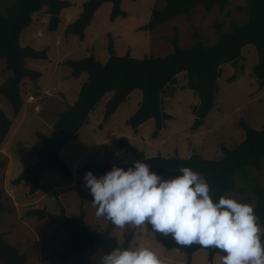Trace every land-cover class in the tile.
I'll list each match as a JSON object with an SVG mask.
<instances>
[{
	"label": "rangeland",
	"instance_id": "obj_1",
	"mask_svg": "<svg viewBox=\"0 0 264 264\" xmlns=\"http://www.w3.org/2000/svg\"><path fill=\"white\" fill-rule=\"evenodd\" d=\"M69 6L63 8L58 17L59 22L54 32L47 31L48 15L42 12L32 14L31 23L25 27L19 38L21 45L32 44L33 47L49 48L50 62L29 59L28 68L41 74L36 80L24 78L19 85L22 97L20 114L13 119L11 106L7 99L0 95V109L12 120L7 135L0 144V204L5 209L0 213V235L10 245L24 254L26 264H59V260L51 255L64 244L66 234L54 232V226L48 218L37 219L26 216L30 209L44 208L49 214H56L63 207L64 213L70 217H77L84 212L83 224L91 229L103 231L112 225L111 235L122 241L125 235H130L128 248L144 246L153 251L161 264H222L221 254L207 259V253L196 252L197 261H187L183 253L178 250H166L155 241L156 236L145 225L134 226L126 224L116 227L104 217L95 215L91 195L84 186L83 173L78 172L79 166L91 162L108 161L110 164H125L133 160L130 153L124 152L117 144L119 137H125L145 156L160 154L168 156L174 151L180 157L197 153L206 159H215L220 155V147L231 148L243 138V131L239 126L244 120L250 127L259 129L264 123V86L259 88L251 73L256 63L257 54L253 46L242 48V57L235 67L228 63L220 66L217 78V93L215 105L206 116L202 125L190 129L193 121L191 108L196 104V96L188 89H183L184 74L176 76V82L168 86L161 95L163 112L171 116L164 123L163 130L155 137H151L153 120L149 119L132 130L125 124L126 119L136 110L141 93L134 90L127 97L125 103L112 114L106 126L98 128L102 118L103 106L108 99L105 95L89 116L90 127L81 130L78 135L60 149L59 156L71 170L69 180L62 179L56 169L49 168L42 172L40 182L42 186L33 194L28 193L25 182L12 185L11 180L29 166L36 158L32 150L38 147L40 141L36 133L48 136L51 130L49 121L57 120L62 112L75 100L80 85L86 79V74L76 78L70 76V68L63 65L66 59H79L92 54L95 58L105 60L108 56V42L111 41L118 55L129 53L130 56L141 58L145 56H165L171 52V39L177 36L180 47H190L196 38L208 45L216 42L219 32L230 29L231 20L241 23L245 14L238 10L247 0H229L228 4L219 11L217 6L206 11L198 5L187 14H179L157 25L153 29H143L142 26L150 18L151 9H160L163 0H122L120 7L125 11V18L108 20L111 4L103 3L94 12L93 18L84 29V38L64 33L68 24L73 22L80 12L81 3L85 0H67ZM13 0H0V12L11 6ZM215 21L220 23L217 29ZM45 67H44V64ZM43 73H42V72ZM10 73L5 70V61L0 58V84ZM38 80V83H37ZM32 95L35 102L27 103L25 97ZM60 102L65 100L63 107L55 104L51 107L50 100ZM34 104L39 106L33 110ZM53 124V123H52ZM84 128V127H83ZM252 176H256L258 184L264 185V165L261 170L250 169ZM162 178H171L168 174H160ZM236 188H243L244 192L231 191L226 198L253 204L245 201V196L253 197L249 187L242 181L241 176L233 178ZM60 204V205H59ZM260 229L261 242L262 227ZM99 251L95 253L82 252L78 257H70L65 264H101ZM0 264H2L0 262Z\"/></svg>",
	"mask_w": 264,
	"mask_h": 264
},
{
	"label": "trees",
	"instance_id": "obj_2",
	"mask_svg": "<svg viewBox=\"0 0 264 264\" xmlns=\"http://www.w3.org/2000/svg\"><path fill=\"white\" fill-rule=\"evenodd\" d=\"M122 0H85L75 20L68 24L64 30L66 35L71 34L84 38V29L93 18L94 12L103 3L111 4L108 20L113 22L116 18H125L126 13L120 7ZM160 9H151L150 18L143 29H153L157 25L179 14H187L195 6H202L206 11L217 6L221 11L229 0H163ZM69 6L67 0H13L11 6L0 12V58L5 61V70L10 74L0 84V95L9 102L13 117L20 114L22 97L19 85L24 78L36 80L40 72L30 69L25 65L26 59H46V48L35 49L29 45H21L19 38L22 30L32 20V14L42 12L48 15L47 31L54 32L59 22V13ZM238 10L245 14L241 23L231 20L228 31L219 32L216 42L208 45L196 38L190 47L182 48L177 36L171 39V52L165 56H145L136 58L129 53L118 55L112 42H108V56L104 61L97 60L92 54L79 59H66L63 65L70 68V76L78 77L85 73L86 79L80 85L73 103L65 111L58 114L56 122L52 125L49 135L36 133L40 141L38 147L33 148L35 160L21 170L11 180L12 185L22 182L28 184V193H35L41 186L42 172L49 168L56 169L62 179L71 178V170L66 162L59 156L60 149L74 139L81 127L87 122L88 115L94 107L108 95L104 103L102 118L98 128L109 120L112 113L127 99L133 90H139L141 99L136 110L126 119L125 124L132 130L151 119L153 131L151 137L155 138L164 123L171 116L162 110L161 95L168 86L176 82V76L184 74L183 89L190 90L197 98L191 108L193 121L190 129H195L203 124L206 116L212 111L217 93V78L220 66L228 63L235 67L242 57V48L253 46L256 54V63L251 68V73L256 79L259 88L264 86V0H247ZM218 29L220 23L215 21ZM11 119L0 109V144L7 135ZM243 131V138L231 148L223 145L220 155L215 159H206L197 153L187 157H180L175 151L173 154L163 156L156 154L145 156L142 150L137 149L125 137H119L118 146L133 156V160L145 163L149 169L157 174L179 175L181 167H188L197 172L207 182L209 196L212 201L225 197L228 192H244L243 188H236L234 176H241L242 181L252 194V198L245 196L254 208L257 220L262 227L264 239V185L260 186L256 176H252L250 169L261 170L264 165V123L259 129L250 127L244 120L239 123ZM131 162L114 164L125 168ZM2 163L0 162V165ZM112 164L108 161L86 163L78 167L77 171L85 173L90 171L93 176H100L110 170ZM60 205V204H59ZM5 209L0 204V213ZM26 216L37 219L48 218L54 226V232H62L67 238L63 246L51 256L65 264L70 257H78L82 252L92 254L99 251L100 257L108 253L117 245L128 248L131 236L125 235L118 241L111 235L112 225L103 231L88 228L83 224L84 212L80 211L77 217H70L64 213L60 206L59 213L49 214L44 208L30 209ZM155 241L166 250H178L183 253L187 261L199 249L207 252L208 261L214 254H223L212 247H203L193 243L189 246L176 244L171 237L156 236ZM0 262L2 264H26L25 256L17 248L8 244L0 235Z\"/></svg>",
	"mask_w": 264,
	"mask_h": 264
},
{
	"label": "clouds",
	"instance_id": "obj_3",
	"mask_svg": "<svg viewBox=\"0 0 264 264\" xmlns=\"http://www.w3.org/2000/svg\"><path fill=\"white\" fill-rule=\"evenodd\" d=\"M179 175L162 178L145 163L115 165L100 176L83 174L97 217L116 227L145 225L170 236L178 245L193 243L223 253L222 264H264V244L252 205L232 198L210 199L199 173L181 167ZM101 264H161L149 248L117 245L101 256Z\"/></svg>",
	"mask_w": 264,
	"mask_h": 264
},
{
	"label": "crops",
	"instance_id": "obj_4",
	"mask_svg": "<svg viewBox=\"0 0 264 264\" xmlns=\"http://www.w3.org/2000/svg\"><path fill=\"white\" fill-rule=\"evenodd\" d=\"M28 45L31 46V47H33L31 43L28 44ZM33 48H35V47H33ZM35 49H38V48H35ZM49 53H50V50H49V48H48L47 51H46L47 58H46V59H38V60H41V62L49 63V62H50V54H49ZM96 59H97V58H96ZM105 59H106V57H105ZM97 60H99V59H97ZM99 61H101V60H99ZM103 61H104V60H103ZM29 62H32V61H30L29 59H26V61H25V65L28 66V63H29ZM43 64H44V63H43ZM45 65H46V64H44V67H45ZM30 69H32V68H30ZM41 72H42V71H41ZM42 73H43V72H42ZM82 74H85V73H82ZM82 74H81V75H82ZM37 83H38V80H37ZM38 84H39V83H38ZM132 92H134V90H133ZM50 99H51V98H50ZM140 99H141V98H140ZM59 100H60V102H58V101L55 100V99H51V100H50L51 107H52L53 109H56L55 106H54L55 104H58V106H60L61 108L63 107V105H64V103H65V100H63V99H61V98H60ZM125 101H126V100H125ZM125 101H124L121 105H123V104L125 103ZM139 101H140V100H139ZM121 105H120V106H121ZM96 106H97V105H96ZM96 106H95V107H96ZM95 107H94V108H95ZM93 110H94V109H93ZM93 110H92V111H93ZM62 111H63V110H62ZM92 111H91V112H92ZM60 112H61V110H60ZM91 112H90V114H91ZM90 114L88 115L87 122L81 127L80 131L83 130V129H85V128H87V127H90V126L92 125V124H91V121H90V124H89V116H90ZM113 114H114V113H113ZM113 114H112L111 116H113ZM111 116H110L109 119H112ZM208 116H209V115H208ZM13 119H15V118H13ZM13 119H11V125H12V120H13ZM56 119H57V118H56ZM55 122H56V120L53 121V119H52L51 121L48 122V124H49L50 127H51V125H53ZM52 123H53V124H52ZM106 123H107V122H106ZM106 123L103 125V127L106 126ZM11 125H10V126H11ZM88 125H90V126H88ZM92 126H93V125H92ZM83 127H84V128H83ZM138 128H139V127H138ZM162 130H163V129H162ZM80 131H79V132H80ZM240 141H241V140H240ZM69 142H70V141H69ZM63 148H65V145L63 146ZM63 148H62L61 150H63ZM187 156H189V155H186V157H187ZM129 244H130V243H129ZM128 247H129V246H128ZM173 250H175V249H173ZM169 251H171V250H169ZM200 251L203 252L204 249H199V250H197L196 252H200ZM176 252H178V251H176ZM196 252H194V253L190 256L189 262L192 261V263H193L194 260L197 261V258L195 259V256H196V255H194ZM206 253H207V252H206ZM213 256H217V254H214ZM212 258H213V257H212Z\"/></svg>",
	"mask_w": 264,
	"mask_h": 264
},
{
	"label": "built area",
	"instance_id": "obj_5",
	"mask_svg": "<svg viewBox=\"0 0 264 264\" xmlns=\"http://www.w3.org/2000/svg\"><path fill=\"white\" fill-rule=\"evenodd\" d=\"M25 101L27 102V103H34L35 102V98L32 96V95H27L26 97H25ZM39 109V106L38 105H36V104H34V106H33V110L34 111H37Z\"/></svg>",
	"mask_w": 264,
	"mask_h": 264
}]
</instances>
